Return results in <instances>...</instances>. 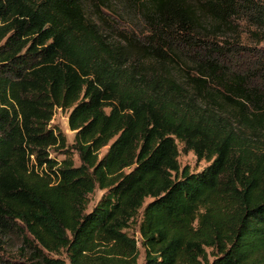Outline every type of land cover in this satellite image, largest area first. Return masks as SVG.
<instances>
[{"label":"trees","instance_id":"obj_1","mask_svg":"<svg viewBox=\"0 0 264 264\" xmlns=\"http://www.w3.org/2000/svg\"><path fill=\"white\" fill-rule=\"evenodd\" d=\"M12 238L0 264H264V0H0Z\"/></svg>","mask_w":264,"mask_h":264},{"label":"rangeland","instance_id":"obj_2","mask_svg":"<svg viewBox=\"0 0 264 264\" xmlns=\"http://www.w3.org/2000/svg\"><path fill=\"white\" fill-rule=\"evenodd\" d=\"M53 123H56L60 126V128L66 134L69 143H72L74 141L75 131L71 130L69 127L67 111L57 110ZM180 148H182V145H180ZM75 157H76V163L79 164L80 161L78 157L77 156ZM178 159L182 166L188 165L193 170L202 169L207 165L206 161L199 160L197 156L192 152L185 153L184 151L180 150ZM101 195H102V191L97 188L94 194L91 196V199L93 200L91 205H93L94 202L98 200ZM19 251H20V244L18 240L16 238L15 239L12 238L11 240L8 241V244L5 245V247L0 248V255L6 259H10V260L17 259L19 261L28 262L27 256L21 255V252ZM143 261H144V250H141V257L139 259L138 264H142ZM67 264H70L69 261L67 262Z\"/></svg>","mask_w":264,"mask_h":264}]
</instances>
